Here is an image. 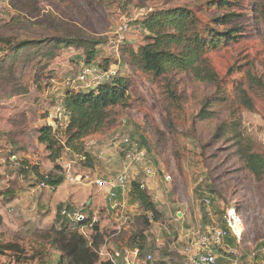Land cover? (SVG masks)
<instances>
[{
	"label": "rangeland",
	"instance_id": "374dc122",
	"mask_svg": "<svg viewBox=\"0 0 264 264\" xmlns=\"http://www.w3.org/2000/svg\"><path fill=\"white\" fill-rule=\"evenodd\" d=\"M210 1L0 0V68L15 59L14 52H5L10 45L47 39L56 34L54 31L63 33L62 26L72 25L101 41L97 66L117 70L130 86L129 105L114 108L107 130L87 141L97 142L88 151L92 168L84 169L80 165L83 159L66 153L59 161L63 171H54L46 147L38 142V130L44 125L65 127V115L57 110L69 86L79 88L73 81L83 64V49H53L50 58L44 56L48 43L43 47L48 50L39 55L35 53L40 47H27L20 58L28 57L32 62H16L15 77L0 69V264H61L60 254L45 241L47 232L54 226L59 228L54 219L58 210L52 200L54 189L42 186L33 167L41 174H62L65 182H70L69 176L90 177L82 181L93 187H98L95 182L100 178L123 174L130 182L139 180L150 194L156 215L146 214L127 189V208L119 216L105 209L100 211L103 221H99L91 208L84 210L92 207L88 204L75 211L93 215L90 228L98 223L105 238L97 251L101 261H107L102 251L122 250L110 246L117 239L111 236L120 228L127 249L132 236L145 234L141 264H169L171 260L173 264H188L181 252L189 231L205 232L212 225L224 228L221 216L230 209L241 221V235L232 248L236 255L231 256L224 246L218 250L217 264L235 260L237 264H257L264 259V178L251 177L226 139H215L219 125L237 108L245 134L254 140L255 150L264 153V18L256 19L255 13L259 4L264 11V0H238L239 5L232 9L246 15L238 20L245 31L237 43L209 54L219 76L217 83H202L184 73L154 79L130 64V52L145 42L140 24L150 12L188 7L199 13L204 23H210L220 13ZM126 21H131L130 31L120 43V29ZM250 75L261 78L263 86L250 87ZM94 78H88L90 86ZM241 84L253 101V112L237 101L236 88ZM117 134L131 138L145 150L146 160L131 164L125 158L126 147L114 139ZM68 164L71 170L65 172ZM145 168L156 175L148 178ZM80 232L89 240L93 235L89 228ZM40 246L47 250L45 263L38 257V250H43ZM148 254L152 261L144 263Z\"/></svg>",
	"mask_w": 264,
	"mask_h": 264
},
{
	"label": "trees",
	"instance_id": "16d2710c",
	"mask_svg": "<svg viewBox=\"0 0 264 264\" xmlns=\"http://www.w3.org/2000/svg\"><path fill=\"white\" fill-rule=\"evenodd\" d=\"M237 1L211 0L209 3L220 13L211 18L210 23H204L199 17V13L188 7L150 12L140 24L145 42L138 50L130 52V64L154 79H168L174 73H184L192 75L196 81L202 83H217L219 76L212 67L208 56L212 52L237 43L243 37L245 28L238 20L242 17L246 18V15L232 11L234 7L239 5ZM255 13L258 17L256 19L264 18V11L260 4L256 6ZM61 29L64 30L63 33L54 31L56 34L47 37V39L27 40L10 45L5 52H14L15 59L10 64L5 62L0 69H5L8 77H15L16 62L23 65H29L32 62L28 57L22 60L20 53L27 47H40V50L35 53L38 54V52L48 50L43 49L44 45L48 43L49 50L44 55L45 57L52 58L54 56L53 49L77 46L84 51L80 71L84 68H98L102 72L109 71V68L97 66L95 62L99 55L98 46L102 44L100 40L87 37L72 25H64ZM249 81L250 87L263 86L262 79L258 76L250 75ZM129 88L128 80L120 77L119 74L109 82L100 84L96 90H76L75 87L69 86L60 106L65 115V127L55 128L44 125L38 130V142L46 147L48 160L55 164L54 171H63L59 161L63 159L66 153L83 159L85 162L80 163V165L84 169L92 168V158L85 148L86 143L88 139L101 135L107 130L111 111L114 108H125L129 105ZM236 91L237 101L246 110L253 112L255 110L253 101L243 85H238ZM171 95L173 96L172 92ZM220 138H225L231 148L235 150L241 167L251 177L256 180L264 178V153L257 152L254 140L245 134L237 108L230 110L226 120L219 125L215 139ZM64 141L67 143L64 144ZM32 171L42 184L52 189H57L65 182V177L62 174L54 173V171L49 174H41L36 167H33ZM144 174L146 175L145 170ZM126 189L129 190L132 199L141 206L146 214L156 215L158 213L156 204L150 194L142 189L139 180L134 179L127 184ZM120 191L121 189L115 190L118 200L121 198ZM88 209L90 207L84 208V210ZM75 211L76 209L70 202L60 204L56 217V225H59V228L54 226L50 232L46 233L45 241L49 242L52 250L60 254V263L113 264L109 261H101L98 257V248L105 238L97 222L90 228L93 215L88 216L87 214L86 216L82 211L83 220H72L73 218L69 216L74 215ZM225 215V213L222 214V220ZM146 218L147 216L144 217L145 223H147ZM82 228H89L93 232L90 240L80 232ZM224 228H226V224ZM145 240L146 236L143 232L141 235L135 234L130 239L129 249H137L141 254L144 250L142 241ZM236 244L237 238L233 235H229L225 240V246L229 250L236 248ZM40 249L43 250H38V257L42 259V263H45L47 250L44 246H40ZM230 255L232 256V254ZM116 264L124 263L118 260Z\"/></svg>",
	"mask_w": 264,
	"mask_h": 264
},
{
	"label": "built area",
	"instance_id": "2783aa9c",
	"mask_svg": "<svg viewBox=\"0 0 264 264\" xmlns=\"http://www.w3.org/2000/svg\"><path fill=\"white\" fill-rule=\"evenodd\" d=\"M131 21H126L120 29V34L118 41L121 43L125 40V34L130 31ZM94 75V85H89L88 78ZM118 75L117 70H109L107 72H97L95 68H84L75 77L73 83L79 85L78 89L81 90H96L100 84L104 82H109L112 78ZM63 115V110L58 107L57 110ZM115 141L122 143L126 149L125 154L128 161L133 164H139L144 162L147 158V153L145 150L141 149L139 145L131 140V138L124 136L123 134H117L115 136ZM97 146L96 141H90L86 143V150L89 151ZM71 165L68 164L65 168V172H70ZM146 176L149 178L155 176V172L151 168H145ZM70 182L78 183L85 179V177L69 176ZM80 179V180H79ZM91 179L86 177L85 180ZM95 184L99 187L109 186L111 187L108 201L111 207L116 210L120 208V200L117 199V193L115 190L121 189L126 190L127 188V178L123 174H117L115 177L109 180H97ZM42 186H45L42 184ZM144 188V186H142ZM208 204L210 203L207 201ZM70 217V216H69ZM75 220H83V215L76 213L73 215ZM226 228H221L217 226H210L206 233L199 237L198 244L199 249H196L192 244H188L184 248V256L188 259V264H217L218 260V250L225 246V240L229 235H233L238 238L241 235V221L238 218L236 212L233 209L228 210L227 214L223 218ZM238 221V222H237ZM231 254L235 256L234 250H230ZM264 253V249H263ZM101 255L109 262L116 264L118 260L123 261L124 264H141L139 250H114L111 252L102 251ZM264 257V255H263ZM152 261V256L148 255L144 262L150 263ZM7 264H29L26 262H16L12 261ZM233 264H237L235 260Z\"/></svg>",
	"mask_w": 264,
	"mask_h": 264
},
{
	"label": "crops",
	"instance_id": "0c3cea01",
	"mask_svg": "<svg viewBox=\"0 0 264 264\" xmlns=\"http://www.w3.org/2000/svg\"><path fill=\"white\" fill-rule=\"evenodd\" d=\"M100 179L101 180H109L107 178H100ZM127 182L129 184V182H130L129 179H127ZM110 189H111V187H109V186L93 187L91 184H89V182H84V181H80L78 183L65 182L61 186H59L57 189L53 190L52 200H54L53 204H54L56 210L60 204H64L67 202H70L76 210L82 209L81 207L85 204H88V206L92 205V207H90L91 208L90 210L94 211L96 214L99 215V221L100 220L103 221V217L100 216L101 210L104 211L106 209L108 213L115 214V216H119V214H121V213L123 214L127 208L126 201L124 199V197H125V195H124L125 191L124 190L120 191L121 192V196H120L121 197V199H120V205L121 206H120V208L114 210L111 207V204L108 201ZM76 213H78V212H76ZM181 215L182 214L180 213L179 216H181ZM55 218H56V216L54 217V219ZM70 218H73V215L72 216L70 215ZM103 228L106 229V226H103ZM208 228L209 227L205 228L206 229L205 232H203L204 229H199V230L195 231V229L192 228L185 237L187 239L185 240L184 248L188 244H192L196 249H199V244H198L199 237L204 235ZM107 231L108 230L106 229L105 232L108 233ZM115 231H117V232L114 235H112L111 237L117 236V239H116V241H111L110 246H114V248H116V249H118V248H120L122 250L127 249L124 247L125 244L127 245V241H125V239H124L125 233L122 230H120V228L118 230H115ZM184 248H183V251L181 252V255H184ZM148 255H150V254H148ZM219 257H220V255H219V251H218V259H219ZM217 262H218V260H217ZM144 263H146V262H144ZM168 263L173 264L172 260H171V262H168ZM257 264H264V259H262V260L260 259Z\"/></svg>",
	"mask_w": 264,
	"mask_h": 264
},
{
	"label": "bare ground",
	"instance_id": "6f19581e",
	"mask_svg": "<svg viewBox=\"0 0 264 264\" xmlns=\"http://www.w3.org/2000/svg\"><path fill=\"white\" fill-rule=\"evenodd\" d=\"M238 222V221H237Z\"/></svg>",
	"mask_w": 264,
	"mask_h": 264
}]
</instances>
